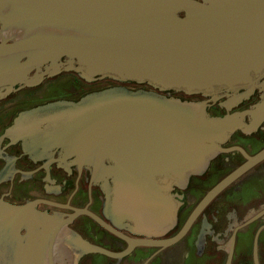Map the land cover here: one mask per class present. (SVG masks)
<instances>
[{
  "label": "water",
  "instance_id": "95a60500",
  "mask_svg": "<svg viewBox=\"0 0 264 264\" xmlns=\"http://www.w3.org/2000/svg\"><path fill=\"white\" fill-rule=\"evenodd\" d=\"M0 18L28 34L0 44V55L30 51L9 72L48 63L52 76L67 70L90 82L111 78L213 101L226 96L228 109L261 92L250 109L219 117L209 114L206 100L125 86L21 113L35 118L16 121L14 130L28 126L45 151L61 148V157L88 166L107 192L110 216L138 234L158 236L176 225L174 185L203 171L230 132L264 122V79L256 77H264V0H0ZM263 157L264 151L255 159ZM26 223L53 225L31 205L0 200V264H37L27 254L34 233H18Z\"/></svg>",
  "mask_w": 264,
  "mask_h": 264
},
{
  "label": "flooded vegetation",
  "instance_id": "af4514ba",
  "mask_svg": "<svg viewBox=\"0 0 264 264\" xmlns=\"http://www.w3.org/2000/svg\"><path fill=\"white\" fill-rule=\"evenodd\" d=\"M26 36L18 23L5 24L0 18V44L14 45ZM29 57L30 51L0 55V200L31 205L34 212L51 219V226L30 227L26 223L19 227L22 237L29 239L33 232L37 239L33 248H25H30L28 255L36 256L35 263L264 264V157L255 159L264 151V122L252 131L237 128L230 132L203 171L174 185L177 222L158 236L138 234L114 220L103 183L92 180L88 166L73 163V156L61 157V148L45 151L39 142L34 143L35 132L28 126L14 130L16 121L35 118L21 113L58 100L76 101L116 86L191 102L206 100L209 114L216 117L250 109L260 100L261 92L228 109L223 105L226 96L213 101L203 93L162 91L149 84L111 78L90 82L67 70L52 76L45 73L48 63L33 65L26 72L24 68L6 71ZM256 77L259 82L264 79ZM227 177L230 180L213 192Z\"/></svg>",
  "mask_w": 264,
  "mask_h": 264
}]
</instances>
